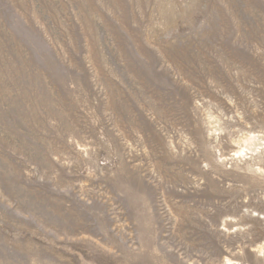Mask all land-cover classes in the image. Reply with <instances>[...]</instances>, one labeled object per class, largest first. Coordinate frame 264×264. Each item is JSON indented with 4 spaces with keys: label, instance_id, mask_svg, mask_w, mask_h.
Masks as SVG:
<instances>
[{
    "label": "rangeland",
    "instance_id": "obj_1",
    "mask_svg": "<svg viewBox=\"0 0 264 264\" xmlns=\"http://www.w3.org/2000/svg\"><path fill=\"white\" fill-rule=\"evenodd\" d=\"M0 264H264V0H0Z\"/></svg>",
    "mask_w": 264,
    "mask_h": 264
}]
</instances>
